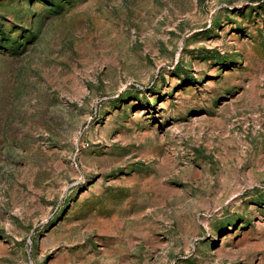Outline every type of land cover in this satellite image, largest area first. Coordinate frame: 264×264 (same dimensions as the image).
<instances>
[{
    "label": "rangeland",
    "instance_id": "1",
    "mask_svg": "<svg viewBox=\"0 0 264 264\" xmlns=\"http://www.w3.org/2000/svg\"><path fill=\"white\" fill-rule=\"evenodd\" d=\"M0 264H264V0H0Z\"/></svg>",
    "mask_w": 264,
    "mask_h": 264
}]
</instances>
